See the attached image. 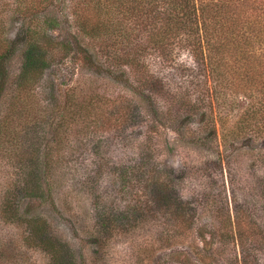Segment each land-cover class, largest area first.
<instances>
[{"label": "rangeland", "instance_id": "rangeland-1", "mask_svg": "<svg viewBox=\"0 0 264 264\" xmlns=\"http://www.w3.org/2000/svg\"><path fill=\"white\" fill-rule=\"evenodd\" d=\"M25 1L28 11L41 19L39 0ZM4 4L7 0H0V10H6ZM49 5L47 16L75 30L68 0ZM21 22L14 11H7L9 38L17 37ZM52 31L67 36L61 29ZM24 57L25 49L19 50L10 61L8 88L0 98V206L25 165L42 170L47 160L49 171L41 184L45 195L29 205L24 200L23 209L49 221L74 264H231L242 257L238 242L225 235L237 229L235 221L247 234L259 236L258 246L249 239L247 248L264 264V145L239 142L237 149L226 148L222 140L243 111L237 106L242 97L236 99L228 87L210 83L212 107L207 106L216 117L215 136L201 123L202 115L185 118L162 102L158 117L120 73L86 66L72 52L47 73L38 103L23 111L9 110ZM181 59L192 63L187 55ZM175 78L177 88L181 79ZM91 98L100 102L82 119L58 124L62 112L69 119ZM65 101L67 109L62 110ZM3 119L9 124L1 125ZM140 162L147 169L164 170L188 207L196 210L192 227L179 237H170L167 221L151 210L126 224L111 223L128 207L141 202L145 206L144 189L140 192V184L125 175ZM230 219L227 230L222 222ZM0 264L52 260L28 246L24 229L6 222L0 212Z\"/></svg>", "mask_w": 264, "mask_h": 264}, {"label": "trees", "instance_id": "trees-1", "mask_svg": "<svg viewBox=\"0 0 264 264\" xmlns=\"http://www.w3.org/2000/svg\"><path fill=\"white\" fill-rule=\"evenodd\" d=\"M51 2L39 0L36 9L43 11L41 19L32 9L28 11L25 0H7L6 10H0V98L8 88L10 61L25 49L9 110L23 111L38 103L47 73L73 52L86 66H105L120 73L132 92L158 117L163 102L185 118L194 120L202 115L201 123L215 136L216 117L208 109L212 107L210 83L228 87L235 98L242 97L237 106L243 111L235 127L222 136L224 147L237 149L239 142L264 145V0H68L74 34L65 23L63 26L60 20L47 16ZM8 10L22 20L14 39L7 35ZM55 29L65 31L67 36H56ZM184 55L191 58V64L181 59ZM174 78L181 79L177 88ZM99 102L98 98L85 101L81 111L71 113L69 119L62 112L58 124L77 122ZM63 105L62 110H66L67 101ZM260 154L264 164V152ZM42 166V170L24 166L23 176L5 195L0 212L6 222L20 225L27 245L49 254L52 264H74L72 254L61 245L49 221L30 216L23 209L24 200L29 205L45 195L41 184L49 171L47 160ZM146 169L145 162H140L125 172L140 184V192L144 189L145 206L141 202L128 207L111 216V223L126 224L151 210L154 217L167 221L170 237H179L192 227L190 219L196 210L188 207L164 170L155 166ZM234 223L237 229L229 234L231 219L222 222L228 230L226 238L231 235L242 250L241 260L237 257L231 264H260L247 248L249 239L258 246L259 236L247 234L239 221Z\"/></svg>", "mask_w": 264, "mask_h": 264}]
</instances>
